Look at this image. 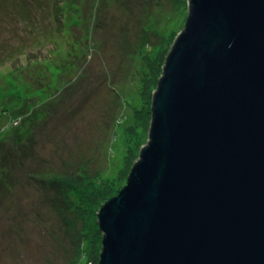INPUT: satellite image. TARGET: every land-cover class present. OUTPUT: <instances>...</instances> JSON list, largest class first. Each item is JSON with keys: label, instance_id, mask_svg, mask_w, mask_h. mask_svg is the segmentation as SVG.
I'll list each match as a JSON object with an SVG mask.
<instances>
[{"label": "water", "instance_id": "1", "mask_svg": "<svg viewBox=\"0 0 264 264\" xmlns=\"http://www.w3.org/2000/svg\"><path fill=\"white\" fill-rule=\"evenodd\" d=\"M98 264H264V0H188Z\"/></svg>", "mask_w": 264, "mask_h": 264}, {"label": "rangeland", "instance_id": "2", "mask_svg": "<svg viewBox=\"0 0 264 264\" xmlns=\"http://www.w3.org/2000/svg\"><path fill=\"white\" fill-rule=\"evenodd\" d=\"M188 7V0H0V187L8 193L0 200V264H73L80 217L59 208L40 180L103 179L125 168L117 189L126 184L120 158L129 128L142 133L134 115L145 103L146 60L170 50ZM61 19L71 24L59 35ZM22 118L36 123L18 139L11 129L23 128ZM20 148L29 151L26 174L13 189Z\"/></svg>", "mask_w": 264, "mask_h": 264}, {"label": "trees", "instance_id": "3", "mask_svg": "<svg viewBox=\"0 0 264 264\" xmlns=\"http://www.w3.org/2000/svg\"><path fill=\"white\" fill-rule=\"evenodd\" d=\"M122 8V5L119 2H114V6L117 8ZM65 7V2L62 1V5L59 7ZM123 14L125 15V9L122 8ZM61 22H64L63 25L59 26V35L64 33L66 27L71 24L70 21L66 22L65 19H61ZM74 37V35H73ZM72 46L74 43H71ZM168 51H165L161 56L155 61H148L146 60V71L148 70V76L143 80L142 85L143 88L141 90V95L145 98V103L143 107H140L135 110L134 119L140 122L139 126L141 128L142 133L136 132L134 127H130L128 133L130 134V138H128L127 142L125 143V153L123 157L120 158L125 163V167H128L126 174L129 173L130 169L132 168L133 162L137 159L138 153L142 146L145 144V141L148 138V130L150 127L151 122V99L152 93L156 89V85L160 77L162 76V67L164 65V60ZM37 61V59L35 60ZM144 72V71H143ZM141 85V86H142ZM119 90L116 92L118 93ZM22 121L24 119L22 118ZM21 122V121H20ZM22 122V123H23ZM32 118H27L24 127H19L18 125L16 128H12L11 130L14 132L16 130V134L14 135L16 138H21L28 134V131L35 126L36 121L32 122ZM21 123V124H22ZM20 124V123H19ZM21 134V135H20ZM22 154L17 150L14 160V169L18 170L17 172L19 175L14 176L11 178L13 180L12 188L18 187L21 184V176L24 171L20 170L23 165L25 164L26 160L23 158L28 156L29 151L23 148H20ZM121 156V154H120ZM119 160V161H120ZM119 161H114L113 163H119ZM124 167V166H123ZM125 169V168H124ZM117 169L114 173V177L112 176H104L103 179L99 177H79L76 176L75 179L71 177L70 179L64 178L60 179L55 176L51 178H44L41 179L40 182L44 186L48 185L51 190L55 193V198L57 199L56 203L60 204L59 208L65 204H67L68 209L70 212H74L78 214L81 221V228H82V236L78 241L77 250L72 253L74 256L73 264H98L99 263V255L101 252V240H102V233L99 230V225L97 224L98 219V210L100 206L109 200L111 197L117 195L121 188L124 186L122 185L119 189H117L116 179L121 173L124 171ZM17 173V174H18ZM26 174V173H25ZM34 177L33 175H31ZM28 178V177H27ZM27 180V179H26ZM36 181V180H34ZM12 191V190H11ZM2 194V195H1ZM4 194H8L5 192L3 187H0V200H3ZM63 195V198L61 196ZM5 196V195H4Z\"/></svg>", "mask_w": 264, "mask_h": 264}, {"label": "bare ground", "instance_id": "4", "mask_svg": "<svg viewBox=\"0 0 264 264\" xmlns=\"http://www.w3.org/2000/svg\"><path fill=\"white\" fill-rule=\"evenodd\" d=\"M108 201V200H107Z\"/></svg>", "mask_w": 264, "mask_h": 264}]
</instances>
